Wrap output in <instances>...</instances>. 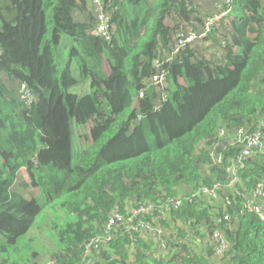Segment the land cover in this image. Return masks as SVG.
<instances>
[{
  "label": "trees",
  "instance_id": "1",
  "mask_svg": "<svg viewBox=\"0 0 264 264\" xmlns=\"http://www.w3.org/2000/svg\"><path fill=\"white\" fill-rule=\"evenodd\" d=\"M92 1L0 0V264H264V0Z\"/></svg>",
  "mask_w": 264,
  "mask_h": 264
},
{
  "label": "built area",
  "instance_id": "2",
  "mask_svg": "<svg viewBox=\"0 0 264 264\" xmlns=\"http://www.w3.org/2000/svg\"><path fill=\"white\" fill-rule=\"evenodd\" d=\"M94 6H95V12L98 17V26L96 30L93 32L95 36L97 37H102L105 40L109 41L110 40V34L109 31L113 28L111 25L110 18L104 13L103 7L101 5V0H93L92 1ZM232 8L228 7L225 9L223 12L214 15L210 17L206 21L204 33L201 35L200 38H204L208 32L212 29V27L216 26L219 24L221 20H223L226 17L231 16ZM197 39V36L192 33L188 32L186 35H179L174 44V51L178 52L180 49L187 45H191L194 43V41ZM154 63H159L158 61H155ZM153 82L155 85H157L160 88L165 87V80H164V75H159L154 77ZM219 137H225V140L228 139L236 140V143L238 145V148L240 149L239 155L234 158L230 159V165L227 168V172L230 176V181H229V187L234 186L238 182V178L236 176V172L238 169L243 168V162L252 156L253 152L256 149L261 148L262 142L260 135L258 133H225V131L221 130ZM212 161L214 164L221 165L223 164L224 157L223 154L220 152L218 154H215L213 151H210L209 153ZM202 190V191H201ZM196 193L194 196H197L199 192L201 191L202 193H206L212 198L217 197V192H218V186H214L211 190H206V189H201ZM179 205V202H176V206ZM245 208L254 214H256L262 221H264V180L258 183L255 188L251 191L250 197H248L246 201ZM227 217H225L226 219ZM211 242L215 245V261L221 262V260L224 258L227 250H228V245L225 242L223 236L219 231H214L213 234L211 235Z\"/></svg>",
  "mask_w": 264,
  "mask_h": 264
},
{
  "label": "rangeland",
  "instance_id": "3",
  "mask_svg": "<svg viewBox=\"0 0 264 264\" xmlns=\"http://www.w3.org/2000/svg\"><path fill=\"white\" fill-rule=\"evenodd\" d=\"M220 138H222V139H224L225 140V137H220ZM49 239H51V237L49 236L48 237ZM51 241L52 242H54V239H51ZM206 243H207V239H204L203 241H201V243L200 244H198L196 247H197V250L199 249V247H201L200 249H204L205 248V245H206ZM162 247V245H160V246H158V245H153L152 247H151V250H156L157 248H161ZM199 249V250H200ZM158 250L155 252L156 254H158ZM213 262L215 263V264H220V262H217L216 263V261H215V259H213Z\"/></svg>",
  "mask_w": 264,
  "mask_h": 264
}]
</instances>
